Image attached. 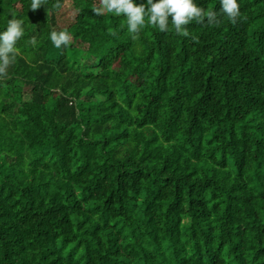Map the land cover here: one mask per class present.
I'll use <instances>...</instances> for the list:
<instances>
[{"label":"trees","instance_id":"obj_1","mask_svg":"<svg viewBox=\"0 0 264 264\" xmlns=\"http://www.w3.org/2000/svg\"><path fill=\"white\" fill-rule=\"evenodd\" d=\"M194 2L220 23L133 40L100 0H0V264H264V0Z\"/></svg>","mask_w":264,"mask_h":264},{"label":"clouds","instance_id":"obj_2","mask_svg":"<svg viewBox=\"0 0 264 264\" xmlns=\"http://www.w3.org/2000/svg\"><path fill=\"white\" fill-rule=\"evenodd\" d=\"M46 0H32L31 10H38ZM220 13L227 16L228 20L235 25L240 19V5L237 0H220ZM54 7L59 8L57 3ZM113 13L117 16L124 15L127 20L128 32L132 39L139 38L141 30L147 24L157 27L161 32L168 31L169 20L174 26L175 32L188 36L187 25L192 21L219 24L216 11L198 6L194 0H147V3H135V0H100V6L94 7L96 15L104 12ZM171 18V19H169ZM24 36L23 21L13 17L8 21L7 29L0 32V80L8 76L7 69L15 61L17 55V42ZM50 39L56 48L67 47L71 42V35L66 31H52ZM196 41V37L192 38ZM30 43L35 44L33 37Z\"/></svg>","mask_w":264,"mask_h":264}]
</instances>
